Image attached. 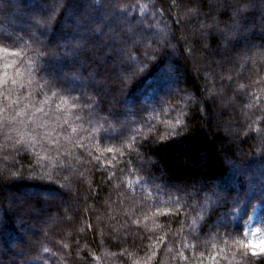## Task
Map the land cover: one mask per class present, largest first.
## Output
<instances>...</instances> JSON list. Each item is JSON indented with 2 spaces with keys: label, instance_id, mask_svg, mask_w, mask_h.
Returning a JSON list of instances; mask_svg holds the SVG:
<instances>
[{
  "label": "trees",
  "instance_id": "1",
  "mask_svg": "<svg viewBox=\"0 0 264 264\" xmlns=\"http://www.w3.org/2000/svg\"><path fill=\"white\" fill-rule=\"evenodd\" d=\"M0 46V264H264V0H0Z\"/></svg>",
  "mask_w": 264,
  "mask_h": 264
},
{
  "label": "rangeland",
  "instance_id": "2",
  "mask_svg": "<svg viewBox=\"0 0 264 264\" xmlns=\"http://www.w3.org/2000/svg\"><path fill=\"white\" fill-rule=\"evenodd\" d=\"M105 19H103V21H105ZM106 21H108V20H106ZM103 24H105V22ZM153 28H154V31L157 30V26L154 25ZM154 34L150 33V35H148V36H151L153 38ZM141 38L143 39L144 36H142ZM136 40H137V38L133 39L134 42ZM133 61L134 60L131 58L130 62L133 63ZM135 64H136V61H135ZM113 78H114V75L110 74L109 77L106 79V81L109 82V81L113 80ZM93 81H95V80H93ZM129 108H131V107H127L128 110H129ZM31 193H33V192H30V191L27 192V191H23V190L20 191V192H14V191L8 190V193H7L8 194V199L6 201V204H7L6 206L7 207H9L11 205H13V206H20L21 205V206H23L24 202L26 201V198L29 195H31ZM39 215H40L39 213L35 212V213L32 214L31 218L27 219V222L29 221V223H30V227L33 228L34 230H36V227L33 225V221H34V219H39V217H38ZM29 233H31V232H29ZM248 234H249L250 247L252 248L253 251H257L258 248L262 244V240H261L260 232L257 229V227L255 226L254 218L250 219L249 226H248ZM7 246L14 248L15 243H11V244L8 243ZM1 249H3V248H1Z\"/></svg>",
  "mask_w": 264,
  "mask_h": 264
},
{
  "label": "snow or ice",
  "instance_id": "3",
  "mask_svg": "<svg viewBox=\"0 0 264 264\" xmlns=\"http://www.w3.org/2000/svg\"><path fill=\"white\" fill-rule=\"evenodd\" d=\"M56 6H57V5L54 4V5L49 9V11H50L53 15H54L55 7H56ZM51 18H52V17L49 16V18H48L47 20L38 21V25H39V24L47 25V24L51 21ZM6 38H7V39H10L11 37H6ZM0 51H3L4 53H8V52H9V48H7V47H3V46H0ZM4 67L7 69V68L12 67V65L6 63V64L4 65ZM141 70H142V69H140V68H138V67L135 66V61H133V63L130 64L129 67H128L127 69H125V73H126V75H125V79L129 78V76H131V75H135L136 72L141 71ZM3 75H4V77H7V76H8V73L5 71V72L3 73ZM9 82H10L11 84H13V85H15V84L17 83V81H16L15 79H11L10 81L7 80V79H5V80H0V86H2V85H4V84H7V83H9ZM53 95H55V93H53ZM256 99H257V101H259V98H258V97H257ZM45 102H46V101H45ZM16 103H19V101H16ZM27 107H32V105L29 104V105H27ZM72 107H75V104H73ZM36 111H37V112H40V111H42V109H41V108H36ZM24 114H25V110L22 108V109L20 110V112L18 113V115H24ZM13 119H15V117H13ZM29 119H31V117H29ZM176 123H177V124H180L181 121H180V120H177ZM41 127H42V126H41ZM32 139H35V136H33ZM53 143H55V141H53ZM79 147L84 148V145L81 144V145H79ZM21 150H23V147H22ZM108 151L111 152V151H113V149H108ZM228 235H229L228 233H225V236H228ZM45 251H47V249H45ZM244 255H245V257H247L248 254L245 253ZM251 255H252V256H257V255L264 256V248H261L259 253L253 251V252L251 253ZM145 264H147V262H145Z\"/></svg>",
  "mask_w": 264,
  "mask_h": 264
}]
</instances>
